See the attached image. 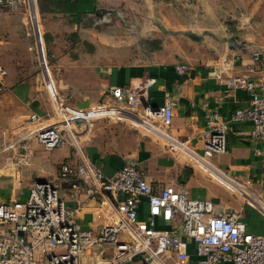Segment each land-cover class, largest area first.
<instances>
[{"label":"crops","instance_id":"0c3cea01","mask_svg":"<svg viewBox=\"0 0 264 264\" xmlns=\"http://www.w3.org/2000/svg\"><path fill=\"white\" fill-rule=\"evenodd\" d=\"M36 1L49 68L67 107L79 110L94 106L103 102L112 86L128 87L148 76L154 77L155 84L142 102L156 109L167 97L171 98L173 119L167 133L199 154L204 145L207 115L215 113L228 121L236 109L248 106L249 93L231 87L229 78L245 75L257 81L264 71L263 62L251 59L254 49L264 47L263 26L256 21L264 19V0H82L85 7L118 9L117 14H110L116 20L98 22L86 17L94 11L84 16V9L74 5L75 0H47L45 11L39 10ZM74 14H80L79 22L72 20ZM72 33L93 44L95 51L73 48ZM148 39L159 40L161 48L152 52L143 50V41ZM107 45L113 49L133 47L141 57L130 62L119 57L116 61L108 54L101 55L102 47ZM123 55L122 52L121 58ZM0 63L7 71L0 92V130L19 126L32 113L41 118L51 116L52 99L43 75L26 66L19 67L18 62L0 59ZM179 63L188 64L189 71L178 74L175 65ZM228 126L226 153L214 155L209 163L237 182L250 180L254 191L263 192L264 162L253 155L255 144L249 138L252 123L230 122ZM126 137L132 147L122 145ZM80 143L107 177L133 162L145 173L155 192L173 186L192 199H215L214 183L194 167L186 154L172 152L153 137L129 134L121 124L100 120L90 125ZM39 148L42 146L37 142L29 143L31 162L17 172L5 165L7 155L0 157V202L24 200L33 184L55 180L59 183V198L68 210L75 211L72 220L84 229L98 231L102 221L97 208L104 201L112 204V199L103 194L93 195L79 176L53 177L49 173L44 179L33 180L29 168L47 163L36 157ZM57 159L56 166L74 164L73 149L60 148ZM40 172V176L46 173L43 168ZM17 188L21 191L19 199L15 194ZM107 209L106 206L104 210ZM215 211L218 215L239 213L247 227L257 234L264 225L255 210L242 205L228 206L227 211L216 207ZM157 227L163 229L164 225L157 221ZM106 250L104 259L111 256V249L107 255ZM100 259L85 256L80 264H96Z\"/></svg>","mask_w":264,"mask_h":264},{"label":"built area","instance_id":"2783aa9c","mask_svg":"<svg viewBox=\"0 0 264 264\" xmlns=\"http://www.w3.org/2000/svg\"><path fill=\"white\" fill-rule=\"evenodd\" d=\"M22 3L26 4L36 28V47L43 57L36 0L34 17L30 0H0V10L16 11ZM251 59L264 63V47L254 49ZM41 64L44 84L52 99V114L41 118L32 113L19 126L1 129L0 157L7 155L5 165L17 172L18 168L31 162L28 149L31 141L46 151L70 147L77 162L61 165L60 174L63 177L79 176L91 188L93 195H107L113 202L104 201L97 208L102 225L96 232L84 229L72 220L75 211L68 210L59 198V183L55 180L33 184L24 200L0 202V264H80L85 256L101 258L96 264H264V225L260 233H254L239 213L218 215L213 201L192 199L173 186L155 192L145 173L133 162L124 164L107 177L80 143V137L93 122L129 121L120 116L126 114L161 131L168 140L155 132L150 133L172 152L185 153L180 149L182 147L209 162L214 155L226 153L229 123L246 121L253 125L249 133L255 144L253 155L264 162V71L257 81L245 75L229 78L231 87L249 93L248 106L236 109L228 121L215 113L207 115L204 145L199 154L167 133L173 119L171 98L167 97L156 109L142 102L155 84L154 77L148 76L128 87L112 86L103 102L76 110L67 107L57 92L48 63L45 61L43 65L41 59ZM189 69L186 63L175 65L180 75ZM6 74L0 63V92L4 89ZM155 122L158 126L154 125ZM185 154L198 164L192 156ZM226 176L229 183L238 188L243 203L255 209L264 221V191H254L248 179L240 183ZM106 206L108 209L104 210ZM144 212L146 216H142ZM157 221L164 225L163 229H158ZM107 248L111 249V256L104 259Z\"/></svg>","mask_w":264,"mask_h":264},{"label":"rangeland","instance_id":"374dc122","mask_svg":"<svg viewBox=\"0 0 264 264\" xmlns=\"http://www.w3.org/2000/svg\"><path fill=\"white\" fill-rule=\"evenodd\" d=\"M37 3V1H36ZM39 14V13H38ZM262 14L264 15V10H262ZM259 17V16H258ZM109 19L113 20L111 15L108 17ZM116 20V18H115ZM260 23H262V31H264V19L258 20ZM33 21L30 20L27 6L25 3H22L16 11L7 10L3 11L0 10V59L10 61V63L18 64L19 67L23 68V66H26L28 70H34L39 74L43 75V69L41 64V53L39 50H37L36 47V28L34 26ZM38 23L40 32L43 39V29L41 25V19L40 16H38ZM105 24H101V26H104ZM120 34L123 35V32ZM121 36V35H120ZM127 36V33L125 34ZM44 42V40H43ZM43 43V57L45 61L48 63L50 67V60L48 58V55L46 54V50L44 48ZM103 52L101 55L108 54L111 58H114L116 61L120 59H125L126 61H134L139 59L141 57V54H138L136 50H134L133 47H125V48H110L108 45L106 47H102ZM123 49V50H122ZM123 54V57L121 58V55ZM23 62V65H21ZM51 69V68H49ZM51 72V70H50ZM52 75V72H51ZM53 80L56 83L55 76H52ZM44 79V76H43ZM100 121V120H99ZM106 121V120H105ZM98 122V121H96ZM109 123L113 124H121L122 127L126 130L127 133H141L144 135H147L149 137H153L150 132L143 129L140 126H136L134 123H131L129 121H122V122H116L113 120H107ZM93 122L92 124H94ZM155 126H158V123H154ZM81 133V131H79ZM86 132V131H85ZM154 138V137H153ZM155 139V138H154ZM163 143V141H160ZM122 145L124 147H132L133 144H131L130 138L126 137L123 140ZM173 152H175L173 150ZM59 153V149H54L53 151H46L43 148H39L36 152V157H39L40 159H45L47 161L46 164L36 167L29 168L30 175L33 176V180H39L46 178L50 173L51 176H58L60 175V167L62 164H59L56 166L57 162V155ZM177 153H181L182 155H185L182 152L177 151ZM187 159L189 157L185 155ZM190 161V160H189ZM77 162L75 158L74 164ZM196 169L202 172V174L210 180L212 183H214L213 188V194L215 196V210L217 209H224V211L228 210V206H237L242 205L244 207H248L247 204L243 203V198L241 197L240 193L238 191L232 189L231 187L226 186L223 182L219 181L217 178H215L209 171H207L204 168H201L196 164L194 161H190ZM65 165H72L71 163ZM40 168H43V171L46 173L39 175ZM219 170V169H218ZM220 171V170H219ZM222 172L224 175H228L227 173ZM59 176V177H60ZM39 178V179H38ZM57 182V181H56ZM23 184V183H21ZM16 198L21 197V191L17 190L15 191ZM231 201V203H229ZM249 209L255 210L253 208L248 207ZM256 211V210H255ZM216 212V211H215ZM257 212V211H256ZM258 213V212H257ZM259 214V213H258ZM260 215V214H259ZM109 248L106 250V255L109 254Z\"/></svg>","mask_w":264,"mask_h":264},{"label":"bare ground","instance_id":"6f19581e","mask_svg":"<svg viewBox=\"0 0 264 264\" xmlns=\"http://www.w3.org/2000/svg\"><path fill=\"white\" fill-rule=\"evenodd\" d=\"M30 8H31L32 16L34 17V15H35L34 0H30ZM37 28L39 30V26ZM42 62L44 65L45 60L43 59V57H42ZM45 75H46V78L49 80L50 77H49V74L47 71H45ZM120 116L131 121L135 125L142 127L143 129L147 130L148 132H151V133L155 132L156 135H158L160 138L166 139V137L163 135V133L161 131H159L158 129H156L154 126L150 125L146 121L138 119V118H134V117L126 115V114H121ZM155 133H153V134H155ZM166 140H168V139H166ZM168 142H170L172 144L171 140H169ZM175 146L178 147V145H175ZM180 149L183 150L185 153L189 154L190 156H192V159H194L200 166H202L207 171H209L219 181L223 182L226 186L231 187L232 189L237 191L238 188L235 185L229 183V179L227 178V176L224 175L222 172H220L218 169L214 168L208 161L195 157V155H193L188 150H186L182 147H180Z\"/></svg>","mask_w":264,"mask_h":264},{"label":"trees","instance_id":"16d2710c","mask_svg":"<svg viewBox=\"0 0 264 264\" xmlns=\"http://www.w3.org/2000/svg\"><path fill=\"white\" fill-rule=\"evenodd\" d=\"M45 1L47 0H38V7L40 11L46 10L47 6L45 5ZM74 5H78L79 9H84L83 11L81 10L84 16L85 14L90 13L91 11H95V6H83L82 0H75ZM79 15L80 14H74L72 20L79 22ZM70 39L72 42V47L76 48L77 50L87 51L88 53H93L95 51L93 44L89 43L86 40H80L76 33H72L70 35ZM143 43H145L143 46V50H146L147 52H152L161 48L159 40L156 39L144 40Z\"/></svg>","mask_w":264,"mask_h":264},{"label":"water","instance_id":"95a60500","mask_svg":"<svg viewBox=\"0 0 264 264\" xmlns=\"http://www.w3.org/2000/svg\"><path fill=\"white\" fill-rule=\"evenodd\" d=\"M111 13H118V9L110 8V7H96L95 11L92 14H88L86 17L89 19H93L94 22L98 21H109V18H107V15H110Z\"/></svg>","mask_w":264,"mask_h":264}]
</instances>
